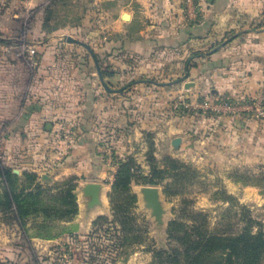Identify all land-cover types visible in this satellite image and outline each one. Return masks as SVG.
Wrapping results in <instances>:
<instances>
[{"label": "crops", "instance_id": "1", "mask_svg": "<svg viewBox=\"0 0 264 264\" xmlns=\"http://www.w3.org/2000/svg\"><path fill=\"white\" fill-rule=\"evenodd\" d=\"M45 1L27 0L25 4L33 8ZM198 1V17L191 19L182 0H96L98 11L83 17L88 52L81 45L62 41L60 36L65 33L57 36L47 29L40 14L30 44L38 63L27 79L10 48L24 12L16 6L20 0H6L0 4V112H9L20 103L21 112L50 116L47 127L54 130L56 126L70 147L58 171L85 177L81 193L87 183H103L112 175L110 184L105 183L106 188L111 185L115 166L108 167L102 159L101 143L111 145L119 155H133L143 169L146 161L137 155L145 154L149 145L169 144L182 150L200 136L212 135L223 139L225 149L237 151L238 156L228 159L244 165L251 162L253 153H264V120L244 109L180 110L174 103L180 95L191 102L216 97L264 99V22L255 17L264 8V0ZM97 16L98 29L94 25ZM72 31L79 32L78 28ZM45 35L49 41L41 39ZM46 48L77 51L79 73L62 72L58 66L61 57L49 62ZM86 65L97 70L82 73L88 69ZM70 67L74 69V65ZM145 68L165 69L164 81L138 78L135 74ZM74 83L82 85L74 87ZM53 120L56 125L48 123ZM177 137L181 143L174 147ZM228 184L235 188L239 182L230 178ZM104 187L102 184V190ZM101 200L90 208L79 195L74 222H92L105 214L102 194ZM33 232L18 216L7 221L0 215V258L17 251L14 243L20 241L14 239L41 238Z\"/></svg>", "mask_w": 264, "mask_h": 264}, {"label": "rangeland", "instance_id": "2", "mask_svg": "<svg viewBox=\"0 0 264 264\" xmlns=\"http://www.w3.org/2000/svg\"><path fill=\"white\" fill-rule=\"evenodd\" d=\"M20 1L16 6L18 10H23L24 16L18 26V33L13 34L10 40L14 52L22 42L33 44L32 40L35 38H31V30L34 29L40 14L47 29L55 32L57 36L59 33H65L60 36L62 41L70 43L69 45H81L85 48L84 51H89L86 47L88 43L85 44V39L88 38L83 34V17L93 10L98 11L96 0H46L41 6L33 8L27 7V0ZM255 17L263 23L264 8ZM258 20L256 22L259 24ZM95 24L98 29V16L94 20ZM91 27L96 29L92 25ZM74 28H78L79 32H73ZM59 29L60 32L57 31ZM41 39L50 40L47 35ZM45 52L48 53L49 62L57 56L61 57L58 58V66L62 72L69 73L72 70L79 73L78 64L75 62L78 58L75 54L78 52L74 49L57 52L46 48ZM13 57L23 65L27 79L34 75V68L24 58L20 59L16 54ZM80 59H83V56ZM71 65H74V69H69ZM86 67L89 70L83 69L82 73L97 70L93 65ZM50 68L45 69L47 73H52ZM163 73L165 69L156 72L145 68L138 70L135 75L140 79L151 77L164 81ZM81 85L74 83V87ZM20 109L21 104L18 103L9 112H0V164L16 173L15 176L0 177V215L7 221L17 218L16 210L11 209V200L9 203L5 197V193L12 190L36 189L39 186L53 188L51 191L43 188L39 198L35 196L27 202H31L30 209L34 206L39 209L47 205L53 206L44 211L32 212L26 218L25 224L41 238L14 239V242L20 241L14 243L17 251H14L13 255L1 257L0 264H167L163 258L155 257V251L166 249L173 244L168 234L169 222L172 219L182 216L187 221L193 220L184 214L185 208L206 212L212 226L222 222L231 224V230L239 231L248 225L251 217L264 228V153H253V159L245 165L232 158L229 160V156H238L237 151L225 149L220 142L223 139L212 135H204L203 138L200 136L191 146L183 147L182 150L173 149L169 144L156 147L149 145L145 154L137 155L142 157L143 163L146 161L143 166L145 174H150L153 165H156V169H166L167 172L158 184L131 185L129 190L138 196V201L130 207V220L127 225L118 219L115 220L111 209V195L117 161L129 155H119L111 145L101 143L104 151L102 159L108 167L115 166L110 187L106 188L105 183L110 182L112 175L101 181V185L105 186L102 197L107 205V211L101 215H104L105 219L98 220L97 223L87 219L83 220L82 224L74 222L77 214L63 215V212L58 210L71 209L72 205L68 206L66 202L73 200L74 196L76 201L79 195L88 199L83 190L81 193L82 180L86 178L81 179L70 171H58L70 147L61 139L60 130L56 126L54 130L47 127L45 122L50 116L39 117L36 114L21 112ZM48 123L56 125L55 120ZM62 150L63 152H60ZM56 154L58 156H55ZM169 159L178 160L183 166L173 169ZM230 178L239 182V185L230 187ZM145 185L157 186L160 189L165 209L161 222L155 218L152 209L146 206L143 200L140 189ZM69 189L74 191V196L67 194ZM60 194L64 195V198L58 197ZM27 203L25 205H28ZM43 221L49 223L48 228L42 226ZM257 226L256 223L255 227Z\"/></svg>", "mask_w": 264, "mask_h": 264}, {"label": "trees", "instance_id": "3", "mask_svg": "<svg viewBox=\"0 0 264 264\" xmlns=\"http://www.w3.org/2000/svg\"><path fill=\"white\" fill-rule=\"evenodd\" d=\"M169 162L172 163L173 169L183 166L178 160L169 159ZM166 172V169H156V165H153L150 174H145L133 155L118 160L115 179L112 182L113 195H111V209L115 220H120L124 225H127L130 220L128 214L130 207L137 204L138 201V196L129 190L133 183L158 184ZM9 175L15 176L16 173L0 164V177ZM43 188L48 191L53 189L39 186L36 189L12 190V192L5 193L9 203L11 200V209L12 206L15 207L17 216L23 225L26 223L27 216L32 212L52 208L53 205H47L42 209L35 206L30 209L31 202L27 203L29 198L35 196L39 198L44 191ZM72 192L74 194V191L69 189L67 194L71 195ZM73 194L72 196H74ZM63 196L60 194L58 197ZM66 204L72 205V208H59L58 211L63 212V215L71 213V216L78 213L75 196ZM183 211L193 220L187 221L182 216L172 219L169 222L168 234L173 244L166 249L156 250L155 257L163 258L167 264H264V228L257 220L250 217L246 227L239 231H233L231 224L219 222L217 226H212L208 220V214L202 210L193 211L185 208ZM102 219H105L104 215L98 216L95 223ZM256 223L257 227H255ZM41 224L43 227H49L47 221H43Z\"/></svg>", "mask_w": 264, "mask_h": 264}, {"label": "built area", "instance_id": "4", "mask_svg": "<svg viewBox=\"0 0 264 264\" xmlns=\"http://www.w3.org/2000/svg\"><path fill=\"white\" fill-rule=\"evenodd\" d=\"M6 0H0V4L3 6ZM187 15L191 19H196L200 10L198 0H182ZM12 48V45L11 47ZM9 49V48H7ZM15 54L19 58H24L31 67L37 65L38 60L36 56V50L25 42H22L16 49ZM254 100V99H253ZM175 108H182L183 110H215V111H227L237 112L240 109H244L254 114V116L264 120V99H256V101L249 100H231L229 98H213L204 99L199 102H191L183 96H179L174 103ZM69 130L65 131V136L68 137Z\"/></svg>", "mask_w": 264, "mask_h": 264}, {"label": "water", "instance_id": "5", "mask_svg": "<svg viewBox=\"0 0 264 264\" xmlns=\"http://www.w3.org/2000/svg\"><path fill=\"white\" fill-rule=\"evenodd\" d=\"M125 19H128V14H124ZM69 40L75 39L68 37ZM190 85H187L189 87ZM181 143V138L177 137L173 140L172 144L174 147H178ZM47 176V175H46ZM143 200L146 203V206L152 209V214L158 221H162L165 209L160 197V189L157 186L145 185L140 189ZM83 194L88 198L87 205L90 208L98 206L102 203L101 194H102V185L98 182H89L83 187Z\"/></svg>", "mask_w": 264, "mask_h": 264}]
</instances>
